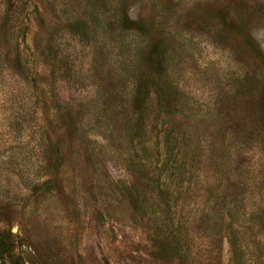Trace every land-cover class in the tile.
I'll return each mask as SVG.
<instances>
[{"label": "rangeland", "instance_id": "obj_1", "mask_svg": "<svg viewBox=\"0 0 264 264\" xmlns=\"http://www.w3.org/2000/svg\"><path fill=\"white\" fill-rule=\"evenodd\" d=\"M0 228L26 264H264V0H0Z\"/></svg>", "mask_w": 264, "mask_h": 264}, {"label": "trees", "instance_id": "obj_2", "mask_svg": "<svg viewBox=\"0 0 264 264\" xmlns=\"http://www.w3.org/2000/svg\"><path fill=\"white\" fill-rule=\"evenodd\" d=\"M124 20H128L127 14L126 12L124 13ZM143 27V23L140 21L138 23H134V24H128L126 25V28H131V29H137L139 31L142 30ZM162 58L157 59V63H158V71H157V76L156 79L158 81L155 82V86L156 87V92L158 93L159 97L162 96V99L160 100V104H164V101L166 102V94L169 93L170 89L172 88V85L170 82H164V81H160L161 80V76H162V72H165V66H164V59H163V53L160 55ZM159 57V55H158ZM15 62L17 63L20 71L18 72H22L25 73V66H23V63H21L20 59L18 57H16ZM160 79V80H159ZM158 82V83H157ZM175 138L178 140H181V137H176ZM168 142L170 143V140L168 138ZM177 143V142H176ZM177 149V148H176ZM175 147H173L172 149H168V153L169 154H177L180 153L179 147L176 150ZM239 245L238 241H232V247H233V254L234 257L236 258V264H239V261L237 259V252H235L236 250V246ZM177 250V247H175ZM0 260L5 263V264H26L20 253L17 252L16 249V243L14 241L13 238V234L11 231L5 230V229H1L0 228ZM183 262H185L184 264H191V261L188 259H182ZM207 262V261H206ZM205 264H221V259H215L214 262H207Z\"/></svg>", "mask_w": 264, "mask_h": 264}]
</instances>
